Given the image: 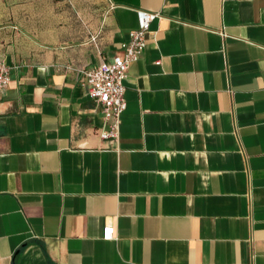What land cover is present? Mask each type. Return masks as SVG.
Here are the masks:
<instances>
[{
	"label": "crops",
	"instance_id": "1",
	"mask_svg": "<svg viewBox=\"0 0 264 264\" xmlns=\"http://www.w3.org/2000/svg\"><path fill=\"white\" fill-rule=\"evenodd\" d=\"M138 9L103 139L83 70ZM0 59V264H264V0H0Z\"/></svg>",
	"mask_w": 264,
	"mask_h": 264
},
{
	"label": "built area",
	"instance_id": "2",
	"mask_svg": "<svg viewBox=\"0 0 264 264\" xmlns=\"http://www.w3.org/2000/svg\"><path fill=\"white\" fill-rule=\"evenodd\" d=\"M158 15V12L138 9V26L129 32V39L121 44L122 52L94 68L83 70L88 94L100 104L104 123L108 127L101 131L103 139L119 137L122 116L127 108L125 81L128 70L132 63L141 58L148 43L147 34L151 23ZM96 39L97 35L92 36V40ZM10 73V66L0 59V92L9 87ZM114 233V226L108 223L104 227L103 238L111 240L115 237Z\"/></svg>",
	"mask_w": 264,
	"mask_h": 264
}]
</instances>
